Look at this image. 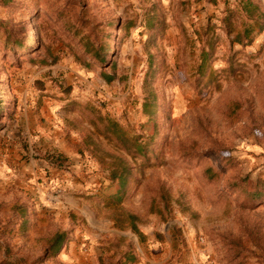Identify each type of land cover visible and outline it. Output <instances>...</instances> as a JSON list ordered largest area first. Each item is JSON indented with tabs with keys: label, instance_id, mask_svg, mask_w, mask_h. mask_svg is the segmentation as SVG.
Segmentation results:
<instances>
[{
	"label": "rangeland",
	"instance_id": "374dc122",
	"mask_svg": "<svg viewBox=\"0 0 264 264\" xmlns=\"http://www.w3.org/2000/svg\"><path fill=\"white\" fill-rule=\"evenodd\" d=\"M262 181L264 0H0V264H264Z\"/></svg>",
	"mask_w": 264,
	"mask_h": 264
},
{
	"label": "trees",
	"instance_id": "16d2710c",
	"mask_svg": "<svg viewBox=\"0 0 264 264\" xmlns=\"http://www.w3.org/2000/svg\"><path fill=\"white\" fill-rule=\"evenodd\" d=\"M8 2V0H6ZM4 4H6L4 2ZM245 9L246 8H254V10L256 11V6L253 5L252 3H250L249 1H247L246 6L244 4ZM252 20L253 17H252ZM254 22L258 23L259 19L255 20ZM28 22L24 21V22H19L18 26H20L19 30H15L13 27H8L6 25V23H4V28H3V34L5 35V50L7 52H15L18 49H28L27 48V43H28V34H27V29H25V26L27 25ZM18 32L19 37H16L15 32ZM15 34V35H14ZM241 37V36H240ZM246 37V36H245ZM82 42L85 48L84 53L86 55L91 56V58H93L95 61L104 64L106 63V47L104 46V44H99V42H97L96 40H92L90 39L89 36H82ZM239 41L241 39H238ZM53 61L56 60L55 57H52ZM42 64H45L46 62L44 61V59L41 60ZM108 128L111 129L112 133L114 136H116L118 138V140L121 143H124L125 145L130 144V147H134L136 148V151L141 153L144 152L146 150V147H144L143 144H139L138 141L133 138V137H128V135L123 132L120 128V126L113 121H109V125ZM142 146V147H141ZM129 148V147H128ZM144 154V153H142ZM125 171V170H124ZM208 172V171H207ZM211 178V177H210ZM113 179H119V184L123 187L124 186V179L123 177H119L116 174L113 176ZM243 192L246 193V189H241ZM264 198V181L260 182L257 186H256V190L253 194L252 199L254 201H259L262 200ZM133 230L136 231V227L133 226ZM65 239V235L62 234H57L54 236L53 241H52V249L54 251H58L61 246L63 245V241Z\"/></svg>",
	"mask_w": 264,
	"mask_h": 264
}]
</instances>
